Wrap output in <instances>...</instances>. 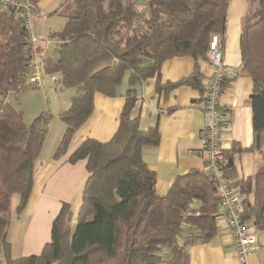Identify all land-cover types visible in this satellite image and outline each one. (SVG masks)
<instances>
[{"label":"trees","instance_id":"16d2710c","mask_svg":"<svg viewBox=\"0 0 264 264\" xmlns=\"http://www.w3.org/2000/svg\"><path fill=\"white\" fill-rule=\"evenodd\" d=\"M73 14L56 38L55 58L44 74L55 76L59 89H73L67 109L57 117L65 125L53 155L66 154L76 131L93 111L96 93L114 97L128 73L130 87L157 77L156 88L168 91L187 85L200 88L193 74L174 84L160 85L162 63L187 56L205 60L211 35L220 43L225 34L230 0H72ZM249 10L240 33V70L252 82L250 101L251 150L264 153V0H248ZM27 34L19 16L0 10V213L9 214L10 200L18 197L16 216L26 209L33 188L34 166L41 154L50 116L41 114L26 124L21 111L8 102L10 93L25 88L28 73ZM203 93V90H202ZM136 102L126 92L117 130L101 149L95 140L82 142L69 156L74 164L86 160L88 176L76 198L77 210L62 203L52 222L50 242L37 256L12 257L7 239L9 220H0V264H189L184 247L176 243L184 224L193 228L191 240L209 242L217 232L219 200L203 171L191 170L175 179L165 197L154 192L155 175L141 157L144 146L158 144L157 128L142 132L131 118ZM140 177L137 194L134 177ZM227 176L236 178L229 159ZM236 187V185L234 184ZM253 193L242 205V221L264 229V171L262 185L250 182L240 193ZM75 204V203H74Z\"/></svg>","mask_w":264,"mask_h":264},{"label":"crops","instance_id":"0c3cea01","mask_svg":"<svg viewBox=\"0 0 264 264\" xmlns=\"http://www.w3.org/2000/svg\"><path fill=\"white\" fill-rule=\"evenodd\" d=\"M32 1L35 3L34 32L40 39L48 38L60 31L73 14L72 0ZM248 10V0L229 1L225 34L220 45L223 62L228 67L220 98L225 129L222 142L236 174L235 180L231 181L239 192L240 187L248 181L252 190L259 188L262 185L264 171V153L250 149L253 142L249 98L252 82L247 75L239 74L240 33ZM59 17L64 20L61 28L54 29L48 26L49 19ZM195 68L200 77L201 89L181 85L168 91L165 89L158 91L156 76L139 81L130 87L126 73L116 87L114 97H106L99 93L94 95L91 116L70 140L66 154L58 159H54L53 155L61 141L65 125L59 121V125L56 124L58 133L53 134L52 138L47 127L46 139L34 166L32 192L27 207L20 216L14 214L18 197L13 195L10 200L9 214L13 218L12 226L9 225L8 228L7 239L12 245L13 258L37 256L43 246L50 242L52 222L58 215L62 203L74 205L88 176L86 160L69 164L67 162L69 156L82 142L89 139L98 142L102 150L108 145L117 130L126 92L130 89L136 95L131 118L138 119L142 132L157 128L160 135L157 145L144 146L141 149L142 161L155 175V194L165 197L177 177L191 170L203 171L205 160L202 154L204 128L202 90L212 70L206 59L195 61L191 57L180 56L164 61L158 77L161 86L174 84L193 74ZM33 120L24 122L29 124ZM46 149L48 155L45 153ZM133 180L135 192L139 194L140 177L135 176ZM244 194L247 197L246 201L252 204L253 193ZM221 219L219 216L217 232L207 243L197 239L191 240L193 228L186 224L182 226L176 243L186 249L189 264H239ZM246 224L256 232L258 244V249L249 259V264H264V229L257 231L251 221Z\"/></svg>","mask_w":264,"mask_h":264},{"label":"built area","instance_id":"2783aa9c","mask_svg":"<svg viewBox=\"0 0 264 264\" xmlns=\"http://www.w3.org/2000/svg\"><path fill=\"white\" fill-rule=\"evenodd\" d=\"M34 9L35 3L32 0H0V10H7L19 16L27 34L29 65L25 87L29 84L36 89H41L45 85L44 69L50 51L59 42L53 37L40 39L35 34ZM220 45L219 36L211 35L206 61L212 73L205 82L201 103L204 115L202 154L205 160L202 170L215 186L221 220L233 244L236 259L239 264H249V259L258 249L257 235L242 221V205L246 195L237 191L227 176L229 156L222 142L225 129L220 98L228 67L223 62ZM51 79L54 80V77Z\"/></svg>","mask_w":264,"mask_h":264},{"label":"rangeland","instance_id":"374dc122","mask_svg":"<svg viewBox=\"0 0 264 264\" xmlns=\"http://www.w3.org/2000/svg\"><path fill=\"white\" fill-rule=\"evenodd\" d=\"M65 14L67 15V13ZM63 23V18L59 17L52 20L49 19L48 26L57 29L61 28L60 26H63ZM49 57L55 58L53 50L50 51ZM44 84V87L41 89H36L29 84H26V87L23 90L10 93L8 96V102L16 110L22 112L25 122H29L43 113L50 116L46 121L47 124L45 125V128L47 130V127H49V135L52 138L53 134L56 135L58 133V128H56V124L59 125L60 123V120L57 117L58 112L68 108L70 97L75 93L73 89H59L57 82L51 81V76H44ZM45 153L47 155L49 154L47 149ZM246 200L247 197L244 202H246ZM78 205L79 204L75 202L73 207L75 211L77 210ZM12 218L13 216L10 214L8 215L6 213L2 215V213H0V220H9L8 222H10L11 226Z\"/></svg>","mask_w":264,"mask_h":264}]
</instances>
